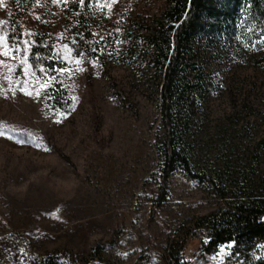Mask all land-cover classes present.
Wrapping results in <instances>:
<instances>
[{
  "label": "rangeland",
  "instance_id": "1",
  "mask_svg": "<svg viewBox=\"0 0 264 264\" xmlns=\"http://www.w3.org/2000/svg\"><path fill=\"white\" fill-rule=\"evenodd\" d=\"M17 6L0 4V36L16 38L6 36L12 51L0 54V264H167L172 250L182 264H233V243L203 253L207 238L191 235L196 217L224 204L213 187L175 172L159 194L160 79L146 39L165 0H88L96 46L83 55L69 45L67 0ZM34 35L52 46V69L29 62L24 42L29 49ZM262 41L236 55L205 54L210 84L195 97L188 135L199 167L230 179L247 172L258 192ZM54 89L65 92L62 108Z\"/></svg>",
  "mask_w": 264,
  "mask_h": 264
},
{
  "label": "trees",
  "instance_id": "2",
  "mask_svg": "<svg viewBox=\"0 0 264 264\" xmlns=\"http://www.w3.org/2000/svg\"><path fill=\"white\" fill-rule=\"evenodd\" d=\"M25 1L12 3L19 7ZM67 1L71 6L67 18L69 45L76 53H93L96 41L89 25L94 19L88 0ZM9 24L12 31L21 32L15 19ZM263 37L264 0H165L155 28L146 39L148 56L160 79L158 109L163 134L156 144L159 194L165 192L175 172L213 187L224 204L196 217L191 235L207 238L200 248L203 253L233 243V264H264V252L257 247L264 244V190L261 187L257 191L247 172L240 171L238 179H230L226 172L199 167L188 147V135L195 97L205 98L210 84L205 54H227L231 47L236 55L238 50L258 46ZM55 58L52 46L34 35L29 43V62L52 69ZM51 93L54 106L62 108L64 90L54 89ZM170 257L167 264H182L176 251H170Z\"/></svg>",
  "mask_w": 264,
  "mask_h": 264
},
{
  "label": "snow or ice",
  "instance_id": "3",
  "mask_svg": "<svg viewBox=\"0 0 264 264\" xmlns=\"http://www.w3.org/2000/svg\"><path fill=\"white\" fill-rule=\"evenodd\" d=\"M2 3H3V0H0V4H2ZM81 3H84V0H81ZM0 23H3V21H0ZM6 36H7V39L12 40L13 42H15L16 38L13 37V36H11V34H6ZM6 36H0V46H3V48L6 49V50H4L0 54H3L5 56H7L10 51H12V49L9 47V45L7 43H5ZM24 43L26 45L25 48H24V51L27 52L29 50L28 47H27V42L25 41ZM64 47H65V49L67 51H71V49H68V45H65ZM16 48H17V50L19 49V44H16ZM80 55H83V53H80ZM65 59L70 60L71 57L68 56V55H66L65 56ZM23 62L25 63V71L27 72L28 71V67H27V57H25V60ZM79 62H80L79 60L76 61L77 64H79ZM41 70L43 71V69H41ZM79 70L80 71H83V69H79ZM57 71H59L61 73H63V72H70L71 69H69V68H59V69H57ZM45 86L46 85H42V87H45ZM21 91H24V89H21ZM26 94L29 95V96H31L32 95V92L29 91V92H26ZM36 94H37V96H39V92H37ZM73 100H75V97H73ZM18 142L23 143V141H18ZM231 246H232L231 243H229V244L225 245L224 247H229L230 248ZM257 247L264 248V245H257ZM221 250H223V249H221Z\"/></svg>",
  "mask_w": 264,
  "mask_h": 264
}]
</instances>
